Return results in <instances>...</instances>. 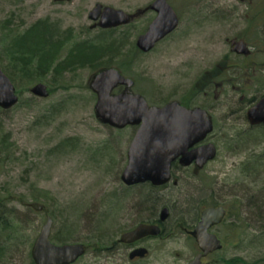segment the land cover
I'll use <instances>...</instances> for the list:
<instances>
[{
  "label": "rangeland",
  "instance_id": "374dc122",
  "mask_svg": "<svg viewBox=\"0 0 264 264\" xmlns=\"http://www.w3.org/2000/svg\"><path fill=\"white\" fill-rule=\"evenodd\" d=\"M151 1L0 0V35L5 19L15 30L47 19L57 31L71 28L75 40L92 39L97 34L103 39L106 32L90 28L89 10L96 3L122 9L132 16L131 21L116 28L112 36L124 34L126 55L110 60L111 66L118 63L121 72L135 80L133 92L142 94L149 104L162 105L191 97L201 74L224 52V39L246 33V21L251 19L244 17L246 14L249 17L255 9L256 19L264 18V0H168L178 14L179 25L152 51L141 53L132 47L154 16L149 9ZM2 45L0 42V52ZM3 64L0 60V66ZM93 72L84 67L64 73L47 98L31 97L28 89L37 81L17 82L14 85L17 91L21 89L22 104L0 112V136H6L9 144L0 165V195L12 197L7 207L18 219L22 237L13 253L16 264L28 263L27 253L47 215L53 220L51 232L58 229L59 238L62 229L69 227V243L87 242L94 235L104 240L114 219L120 217L116 213H129V201L140 199L148 190L126 188L120 180L134 127L118 130L96 119V97L88 86ZM39 81L52 85L49 77ZM226 111L222 106L212 112L211 141L217 146L216 158L200 171L198 179L174 170L173 179L181 180L177 185L170 182L158 203L169 208L171 221L183 219L185 213L195 214L203 201L213 199L225 205L231 216L216 229L222 248L206 257L204 264H224L221 260L232 258L264 264V209L262 213L257 207L259 200L264 201V162L258 160L264 152V129L247 130L246 123L226 117ZM68 138L76 139L73 148H56ZM250 166L257 167L252 170ZM243 169L251 172L243 173ZM34 201L42 203L47 212L26 205ZM229 225L235 227L232 233ZM239 227L245 231L243 235H239ZM178 228L176 223L168 239L152 243L144 264H183L192 257L195 245ZM253 235L260 239L251 241ZM92 256L88 252L74 264H94Z\"/></svg>",
  "mask_w": 264,
  "mask_h": 264
},
{
  "label": "water",
  "instance_id": "95a60500",
  "mask_svg": "<svg viewBox=\"0 0 264 264\" xmlns=\"http://www.w3.org/2000/svg\"><path fill=\"white\" fill-rule=\"evenodd\" d=\"M149 8L155 12V16L146 30L135 39V46L143 53L152 50L179 23L175 10L167 0H153ZM87 17L94 22L91 27L102 29L126 25L132 18L122 9L101 3H96ZM236 44L239 52L244 43L239 41ZM133 84L131 78L125 77L113 66L93 73L88 82L96 97L94 115L101 124L114 129L136 126L127 148L126 164L120 174L123 184L131 186L149 182L160 186L171 179V166L176 161L180 167L194 163L200 169L206 162L213 160L216 146L212 142L202 143L213 129L211 117L204 109H189L177 101L162 106L149 105L141 94L131 91ZM118 86H123V90L113 93ZM29 91L39 98L49 95L47 85L43 82L33 84ZM17 102L16 88L0 67V109L9 110ZM247 119L251 125L264 124V96L247 110ZM28 206L36 211L44 208L42 203L36 201L28 203ZM168 212V208L164 207L161 219ZM224 216L225 209L222 206L207 207L201 211L200 221L191 232L201 252L187 264H201L202 257L221 249L220 240L207 230L219 224ZM51 227L52 219L47 216L30 249L34 264H71L84 254L86 247L82 243H53L50 240ZM158 233L156 226L139 225L123 234L121 241L129 242ZM142 253L134 251L131 256Z\"/></svg>",
  "mask_w": 264,
  "mask_h": 264
},
{
  "label": "flooded vegetation",
  "instance_id": "af4514ba",
  "mask_svg": "<svg viewBox=\"0 0 264 264\" xmlns=\"http://www.w3.org/2000/svg\"><path fill=\"white\" fill-rule=\"evenodd\" d=\"M252 11L253 12L249 17L247 14L244 16L246 18L251 17V19H247V21L245 20L247 23L245 28L248 32L246 31L245 34H237L224 39V52L219 56L218 60L209 67V69H206L201 74V78L196 83L197 88L195 91H192L191 97L187 99H172L189 109L196 107L202 108L211 117L213 131L208 135L205 142L211 141L214 133V116L212 112L218 107L224 106L227 108V111L225 112L226 117L239 119L241 122L246 123L247 127L264 126V124L251 125L247 119V110L264 96V18L257 20L256 18L258 17L254 13L255 9ZM239 41L244 44L238 52L236 42ZM122 89L123 87L120 86L116 90ZM198 98H200V102L196 100ZM214 135H217V133ZM211 161L206 162V164L200 169H197L194 163L186 167H180L177 162H174L172 165L170 182L177 185L179 180H181L177 178L173 179L174 170L189 172L192 177L198 179L200 171L205 169ZM180 177H183V174H181ZM143 185L150 187L155 196L143 199L145 198L144 196L133 202L129 201V203H131L129 204V209L131 211L125 214L116 213L117 215L120 214V217H114V223L112 222V227L109 229L104 240H101L94 235L87 242H81L85 245L86 250L84 254L79 256L71 264L79 261L88 252L93 255L92 260H95L94 264L99 263L100 259L104 261V264H144L151 251L152 243L158 239H168L171 233L170 230H173L176 223L177 227H179L177 230L190 239L195 245V253L190 259H187L183 263L187 264L192 258L201 252L196 239L191 234L200 221L201 211L207 207L222 206L225 209V214L227 213L225 205L217 203V201L212 199L209 205L200 208L197 206L195 214L185 213L184 215L186 216H184L183 219H179V221H171L170 212H168L165 218L161 219V210L167 206L163 204V206L160 205V207L158 199H161V196H163L162 192H166L169 182L161 186H154L149 182H145L134 187H141ZM127 200L128 199H126L125 202H127ZM139 213L141 217H139ZM142 214L144 216H142ZM132 218L134 219L132 220ZM126 222L132 223L126 225ZM222 223L223 220L219 224L209 227L207 230L209 233L214 234L220 240L221 244L222 240L218 236L216 229H218ZM139 225L149 227L156 226L159 233L146 235L129 242L121 241L123 234L131 232ZM175 235V231H173V236L175 237ZM134 251L143 253L142 255L131 256ZM214 252L216 251L202 257L201 264H204V259L209 255H212Z\"/></svg>",
  "mask_w": 264,
  "mask_h": 264
},
{
  "label": "trees",
  "instance_id": "16d2710c",
  "mask_svg": "<svg viewBox=\"0 0 264 264\" xmlns=\"http://www.w3.org/2000/svg\"><path fill=\"white\" fill-rule=\"evenodd\" d=\"M8 22V19L4 20L2 25L3 30H1L2 34L0 35V42L3 43L0 60H4L3 66L0 67L14 84L17 82L31 84L32 82L45 80L49 77L52 84L50 85L52 87L48 86L51 94L54 90L53 87H55V81L63 77L64 73L73 72L76 69L84 67H88L95 72L100 68L111 66L110 60L113 58L124 57L126 55V52L123 53L124 34L119 35L117 38L115 35L112 36L116 28L100 30V33H107V38L102 39L97 34L92 39L75 40L76 35L71 28L62 32L58 28L57 31L56 25L47 19H38L24 30H15L9 27ZM132 50L138 51L134 44ZM129 61L132 62L131 59ZM115 67L120 69V71L122 69L118 63H116ZM20 93L21 89L19 88L18 94L20 95ZM31 97L33 98L34 96ZM21 104L22 102L19 98L18 103L13 108ZM0 112L7 113L8 111L0 110ZM251 129H264V126L247 128V130ZM5 137L0 136V165L4 163L5 157L9 152V144ZM73 140L76 139H65L56 148H73L75 143ZM258 160L264 162V152L259 155ZM250 167L253 170L257 166ZM242 172L250 173L251 171L243 169ZM141 187L148 189L144 192L142 197L145 196V198L143 199L155 196L153 190L147 185ZM11 198L7 195H0V264H16L13 253L22 240V237L19 236V221L15 217L13 210L7 207ZM19 201L22 202V199L19 198ZM209 203L206 201L200 202L198 208L209 205ZM257 207L262 212L264 201L259 200ZM230 216L231 211L227 210L224 221ZM236 218L239 219V216H236ZM234 228L232 225H229V232L232 233L235 230ZM239 228V235H243L245 231H243V228ZM62 231L64 233L60 238L58 237V229L53 233L51 232V241L54 243L67 242L69 240L70 229L69 227H65ZM259 239L260 235H253L251 241L255 242ZM27 259V264H34L29 251ZM221 262L224 264H260L261 261L257 260L253 263H247L241 258H232L228 260L223 259Z\"/></svg>",
  "mask_w": 264,
  "mask_h": 264
}]
</instances>
